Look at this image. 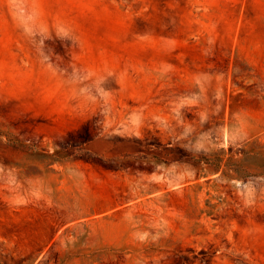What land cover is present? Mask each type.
Wrapping results in <instances>:
<instances>
[{"label": "rangeland", "instance_id": "obj_1", "mask_svg": "<svg viewBox=\"0 0 264 264\" xmlns=\"http://www.w3.org/2000/svg\"><path fill=\"white\" fill-rule=\"evenodd\" d=\"M0 264H264V0H0Z\"/></svg>", "mask_w": 264, "mask_h": 264}]
</instances>
